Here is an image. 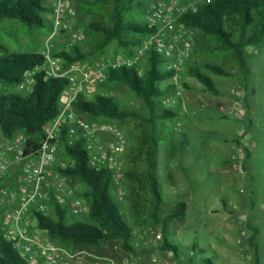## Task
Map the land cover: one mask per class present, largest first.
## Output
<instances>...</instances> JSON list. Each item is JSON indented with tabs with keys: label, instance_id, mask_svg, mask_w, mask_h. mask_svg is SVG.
Instances as JSON below:
<instances>
[{
	"label": "trees",
	"instance_id": "trees-1",
	"mask_svg": "<svg viewBox=\"0 0 264 264\" xmlns=\"http://www.w3.org/2000/svg\"><path fill=\"white\" fill-rule=\"evenodd\" d=\"M80 10L93 18L85 29V36L94 50L85 52L80 45L63 50L57 56L66 66L92 55H106L107 48L114 42L118 44L116 55L131 57L135 49L157 31L142 19L151 10L148 0H81ZM50 14L55 16V7L47 0H0V22L18 21L29 32L45 29ZM181 22L198 31L196 39L199 43L195 45L194 54L211 58L210 62L204 63L208 71L219 77H233L240 67L244 78L248 79L252 73L248 49L264 48V0H211L199 4L196 12L185 13ZM43 53L14 51L0 44V131L5 139L24 135L27 139L26 155L39 153L44 128L60 114L63 92L68 86L66 78L47 76ZM146 59L141 72L121 68L110 71L106 79V83L127 85L144 102L146 115L135 109L122 108L115 97L101 94H96L92 100L80 96L74 108L90 122L141 118L147 123L148 135L140 139L130 152L128 149L131 167L125 179L132 183V187L127 201L134 215L148 214L153 223L162 226V250L180 257L185 250L175 240L171 228L173 224L185 221L188 204L166 199L159 174L160 149L169 139V123L180 117L178 111L163 101L176 89L174 82L170 83L175 73L165 68L166 60L156 53L149 52ZM186 67V74L196 78L208 93L220 95L211 76L196 65L186 64ZM27 72H32L34 81L30 91L20 89ZM181 82L189 88L184 80ZM67 132L65 126L62 135ZM64 155L71 159L64 175L79 179L85 186L79 196L90 208L88 221L69 223L68 208L53 201L50 203L54 209L52 216L34 211L33 218L38 226L60 246V243H73L95 247L102 242L120 240L126 250H133L134 226L115 198L114 172L109 167L100 172L90 167V154L84 138L78 139L73 146L66 145ZM191 252L199 264H216L215 259L199 245H193ZM0 264L29 262L0 235Z\"/></svg>",
	"mask_w": 264,
	"mask_h": 264
},
{
	"label": "rangeland",
	"instance_id": "rangeland-1",
	"mask_svg": "<svg viewBox=\"0 0 264 264\" xmlns=\"http://www.w3.org/2000/svg\"><path fill=\"white\" fill-rule=\"evenodd\" d=\"M80 1L64 0L67 12L54 42L65 50L80 45L90 52L94 49L85 29L93 18L81 12ZM155 1L148 0L149 7ZM47 3L55 7L57 1L47 0ZM147 16L142 19L147 20ZM47 18V27L35 32H29L18 21L0 22V44L14 51H45L55 30V17L50 14ZM79 37L84 38L82 42H78ZM117 47L114 42L106 51L116 55ZM248 54L252 73L245 79L240 67L233 77L213 75L204 67L211 58L195 53L186 64L196 65L211 76L220 95L208 93L185 71L183 80L189 88L180 82L163 100L180 113L175 122L169 123V139L161 146L159 174L166 199L188 204L185 221L171 228L185 254L177 257L162 250V226L153 223L148 214L134 215L127 201L132 187L125 179L131 167L128 154L149 130L141 118H130L110 122L119 127L130 145L129 152L122 157L124 177L116 182L114 194L134 226L133 250H126L120 240L102 242L95 247L60 243L70 252L88 253L82 264H199L191 252L193 245L206 249L216 264H264V48L251 47ZM96 94L113 96L122 108L146 115L144 102L123 83L100 85L88 100ZM235 107L241 110L239 114L233 112ZM82 117L90 121L87 116ZM96 140L103 144L109 138L100 136ZM69 182L77 191L85 189L79 179L69 178ZM47 214L52 216L54 209L49 206ZM67 221L85 222L88 215L76 217L68 211ZM38 264L45 263L40 260ZM60 264L75 263L63 258Z\"/></svg>",
	"mask_w": 264,
	"mask_h": 264
},
{
	"label": "built area",
	"instance_id": "built-area-1",
	"mask_svg": "<svg viewBox=\"0 0 264 264\" xmlns=\"http://www.w3.org/2000/svg\"><path fill=\"white\" fill-rule=\"evenodd\" d=\"M55 30L47 41L44 51V70L48 77L66 78L68 86L63 92L60 114L44 128V137L37 155H26L27 139L17 134L5 139L0 131V235L11 242L14 248L27 259L29 264L40 260L45 264H60L65 258L75 264H82L88 257L85 251L70 252L53 243L33 218L34 211L47 213L50 203L57 202L76 216L89 215L87 201L79 196L63 171L71 164L65 157L66 145L73 146L80 138L86 140L90 154V167L100 172L109 167L115 181L123 179L122 157L128 152L129 141L119 127L108 120L90 122L80 116L74 104L80 96L90 97L98 86L106 83L112 70L133 68L141 72L149 52L162 56L165 68L174 71L172 78L178 85L187 71L186 63L193 58L198 31L181 22L182 16L190 10L196 12L199 4L211 0H195L183 3L181 0H156L147 16L148 23L157 29L131 57L102 55L66 66L57 56L65 50L55 44L67 7L64 0H56ZM78 38V42L83 41ZM34 85L32 72H27L22 90H31ZM180 94V92H178ZM241 110L235 107V114ZM67 126V135H62ZM108 137L107 143L97 137Z\"/></svg>",
	"mask_w": 264,
	"mask_h": 264
},
{
	"label": "crops",
	"instance_id": "crops-1",
	"mask_svg": "<svg viewBox=\"0 0 264 264\" xmlns=\"http://www.w3.org/2000/svg\"><path fill=\"white\" fill-rule=\"evenodd\" d=\"M36 264H38V263H36Z\"/></svg>",
	"mask_w": 264,
	"mask_h": 264
}]
</instances>
